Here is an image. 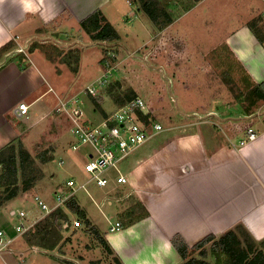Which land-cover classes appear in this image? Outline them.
<instances>
[{"label":"rangeland","instance_id":"1","mask_svg":"<svg viewBox=\"0 0 264 264\" xmlns=\"http://www.w3.org/2000/svg\"><path fill=\"white\" fill-rule=\"evenodd\" d=\"M158 1L164 3L170 0ZM192 2L172 0L171 4L178 6L176 11L179 10L172 13L176 21L161 32L139 9L138 3H134L137 9L122 0L120 12L111 20L119 34L117 40L94 41L74 23L71 28L61 27L71 33L67 37L56 29H43L38 38L23 47L25 58L40 67L43 79L36 82L33 92L22 97L29 105L27 116L14 117L12 122L24 132L19 138L34 156L42 176L28 190H20L15 197L0 205V230L4 232V238L13 237L7 248L23 247L19 250L23 251L24 257L19 258V252H16L11 263L27 264L31 254L22 234L15 230L19 221L16 214L23 211L25 223L41 217L46 210L40 207L35 196L48 208L57 205L59 196L71 191L66 185L68 179L75 181V189L84 184L83 188L74 191V197L102 232L119 220L120 212L136 201L126 188L128 183L120 184L115 180L118 172L125 173L126 159L117 168L105 171L109 181L104 186L97 185L90 173L84 170L92 146L88 142H80L72 148V121L60 102L77 99L76 103L68 100V111L76 107L81 111L80 119L96 125L103 118L102 110L108 113L120 103L116 101L117 95L132 91L144 100L152 117L167 128L162 136L185 129L177 127L180 130H172L173 125L210 118L208 113L211 110L219 114L224 108L223 102H227L226 106L232 105L238 113L244 111L224 75L229 71L231 78L239 79L242 74L237 73L234 57L220 47L224 41L227 42L228 23L235 25L240 11H249L248 6H252L250 10H253L260 9L262 5L254 4L253 0H207L183 17L181 8ZM224 16L229 18L228 21H217ZM31 45L33 49L29 51ZM192 55L204 66L203 70L198 69L199 65H188L185 59ZM172 56L181 60L175 63ZM12 61L17 63V60ZM91 88L98 91L96 99L88 91ZM18 89L21 95L23 87L20 84ZM212 101H216L218 106L213 107ZM220 130L216 131L222 136ZM39 154L44 156V160L38 157ZM2 194L0 188V196ZM68 215L70 222L68 228L62 231V239L54 247L55 250L45 257L49 264H118L84 230L83 224L74 226V221L78 220L74 214ZM52 255L62 263L51 259Z\"/></svg>","mask_w":264,"mask_h":264},{"label":"crops","instance_id":"2","mask_svg":"<svg viewBox=\"0 0 264 264\" xmlns=\"http://www.w3.org/2000/svg\"><path fill=\"white\" fill-rule=\"evenodd\" d=\"M121 1L0 0V46L10 40L19 46L14 45V49L0 60V148L24 135L12 120L20 117L17 106L24 102L22 97L33 92L36 82L43 79L40 67L30 59L19 67L12 60L5 61L6 58L13 50L23 53V47L38 38L43 29H56L65 37L71 35L61 27H70L74 23L79 27V21L94 9H100L111 23L120 12ZM124 1L136 6L130 0ZM205 1H193L181 8L182 16ZM253 1L262 7L250 10L252 6H248L249 11H240L235 25L228 23L229 36L224 42L253 81L260 82L264 81V41H258L246 22L257 13L263 15L264 0ZM171 3L172 0L159 2L172 19L162 28L156 25L160 32L176 21L172 13L179 12L176 11L178 6ZM228 19L224 16L217 21ZM174 57L171 58L175 63L181 60ZM185 60L188 65H199L198 69L203 70L204 66L195 56ZM18 83L23 87L21 95L18 94ZM223 103L224 108L219 114L211 110L210 118L173 125L172 130L185 129L162 136L166 128L125 158L126 188L148 214L115 232L108 228L103 232L122 264H180L182 258L170 241L176 233L192 245L208 234L219 235L241 223L254 239L264 238V101L250 113L241 110L238 113L232 105L228 107L227 102ZM211 105L218 106L216 101ZM249 128L256 131L252 140L247 137ZM219 129L222 136L216 131ZM28 248L31 254L27 264H49L45 257L55 250L37 246ZM16 249L4 248L0 252V264H13L11 259L16 252L23 258L24 253L19 250L23 247ZM52 257L62 263L55 255Z\"/></svg>","mask_w":264,"mask_h":264},{"label":"trees","instance_id":"3","mask_svg":"<svg viewBox=\"0 0 264 264\" xmlns=\"http://www.w3.org/2000/svg\"><path fill=\"white\" fill-rule=\"evenodd\" d=\"M138 3L148 18L159 28L172 21L170 14L159 5L158 0H130ZM198 1V0H193ZM248 28L259 42L264 41V20L261 14L253 16L246 22ZM79 27L94 41H114L119 38L115 27L105 18L100 9H94L79 21ZM11 40L0 46V60L5 53L14 48ZM227 50L234 57L239 79L231 78L229 71L225 72V79L229 87L240 100L244 112L250 113L253 108L264 101V81L255 82L250 77L242 63L236 58L233 51L224 42L220 47ZM29 51L33 49L31 45ZM50 58V57H49ZM17 60L19 67H23L27 60L25 54L18 51L5 61ZM1 66V64H0ZM73 69H75L73 67ZM241 83V87L239 86ZM91 97H97L90 94ZM136 94L128 91L122 96L117 95L118 104L133 98ZM99 106V103L96 101ZM102 116L107 113L102 110ZM151 113L144 118L148 122ZM72 142V141H71ZM70 142V143H71ZM41 160L44 156L39 154ZM42 176L41 168L36 164L34 156L24 147L20 138L11 140L0 148V205L3 201L15 197L20 190H28L34 182ZM74 214L84 230L113 256L118 264H122L109 245L104 233L101 232L87 216L74 196L68 198L64 206L56 207L38 219L34 225L22 234L28 246H37L46 250L53 249L62 239V231L69 226L68 213ZM148 214L143 204L136 200L135 203L119 214L121 226L131 224ZM170 241L182 258L180 264H264V238L256 240L243 224L237 223L219 235L208 234L192 245H188L183 237L176 233ZM210 257V258H209Z\"/></svg>","mask_w":264,"mask_h":264},{"label":"built area","instance_id":"4","mask_svg":"<svg viewBox=\"0 0 264 264\" xmlns=\"http://www.w3.org/2000/svg\"><path fill=\"white\" fill-rule=\"evenodd\" d=\"M88 91L94 96L97 95V91L93 88ZM68 100L62 101L60 104L61 108L72 121L71 132L74 140H72L71 146L72 148H76L80 142L90 143L92 151L88 154L89 159L84 164V170L90 173L91 179H94L99 186H104L109 181L108 176L105 175V171L112 167L117 168L123 159L165 129L152 115H150L148 122L145 120L144 117L150 114V110L144 100L138 95L117 105L116 108L103 116L100 123L96 125H91L80 119L81 111L76 107L69 112ZM71 102L76 103L77 99L71 100ZM28 106L25 102H20L17 106V115L20 117L27 116ZM247 137L249 140L254 139L256 137V131L249 128ZM115 180L116 183L121 184L127 182V177L125 174L118 172ZM66 185L69 186L71 191L67 194H61L58 198L59 203L53 207L48 208L42 200L35 196L40 207L46 210L42 216L56 207L64 206L68 198L74 196L76 189L84 187V184H79L78 188L75 189V181L73 179H68ZM16 215L19 221L15 225V230L19 235L31 228L42 217L25 223L23 211H19ZM79 225L81 224L74 221L75 227ZM121 227L120 221L117 220L109 225L108 230L115 232ZM3 236L4 232L0 230V252L12 242V239H6Z\"/></svg>","mask_w":264,"mask_h":264}]
</instances>
